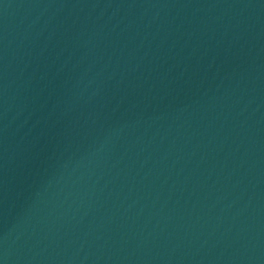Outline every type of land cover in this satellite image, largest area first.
<instances>
[{"label":"water","instance_id":"1","mask_svg":"<svg viewBox=\"0 0 264 264\" xmlns=\"http://www.w3.org/2000/svg\"><path fill=\"white\" fill-rule=\"evenodd\" d=\"M0 264H264V0H0Z\"/></svg>","mask_w":264,"mask_h":264}]
</instances>
